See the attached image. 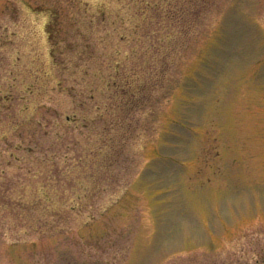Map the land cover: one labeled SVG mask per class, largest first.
I'll use <instances>...</instances> for the list:
<instances>
[{
  "label": "rangeland",
  "instance_id": "rangeland-1",
  "mask_svg": "<svg viewBox=\"0 0 264 264\" xmlns=\"http://www.w3.org/2000/svg\"><path fill=\"white\" fill-rule=\"evenodd\" d=\"M0 264H264V0H0Z\"/></svg>",
  "mask_w": 264,
  "mask_h": 264
},
{
  "label": "trees",
  "instance_id": "trees-1",
  "mask_svg": "<svg viewBox=\"0 0 264 264\" xmlns=\"http://www.w3.org/2000/svg\"><path fill=\"white\" fill-rule=\"evenodd\" d=\"M121 83H115V87L118 91H122L123 94H130L136 99L140 95V91H138L144 83L138 78L135 80L132 78L131 73H126L121 75ZM139 88V89H138ZM142 103V102H141ZM139 103V104H141Z\"/></svg>",
  "mask_w": 264,
  "mask_h": 264
}]
</instances>
